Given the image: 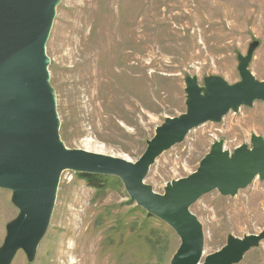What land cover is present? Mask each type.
Segmentation results:
<instances>
[{
    "label": "rangeland",
    "instance_id": "obj_1",
    "mask_svg": "<svg viewBox=\"0 0 264 264\" xmlns=\"http://www.w3.org/2000/svg\"><path fill=\"white\" fill-rule=\"evenodd\" d=\"M251 45L248 70L264 81V0H61L46 44L60 139L68 149L135 163L155 128L186 112L185 80L196 78L200 87L212 76L239 82L238 57ZM252 136L264 140L262 101L191 130L155 160L144 182L162 195L168 183L195 172L214 143L231 156L240 146L252 149ZM10 197L0 190V247L18 213ZM190 212L203 228V261L228 236L264 230V180L256 177L235 196L213 191ZM179 244L117 178L95 190L64 171L33 261L18 251L11 264H73L84 255L92 264H170ZM69 246L80 249L76 259H63ZM238 264H264V240Z\"/></svg>",
    "mask_w": 264,
    "mask_h": 264
},
{
    "label": "water",
    "instance_id": "obj_2",
    "mask_svg": "<svg viewBox=\"0 0 264 264\" xmlns=\"http://www.w3.org/2000/svg\"><path fill=\"white\" fill-rule=\"evenodd\" d=\"M61 0H0V190L11 193L17 216L5 227L0 264H11L18 251L32 262L50 224L61 174L117 178L130 201L166 223L178 236L170 264H238L264 240V230L243 238L228 236L226 244L202 261L204 233L190 207L218 191L235 196L256 177L264 180V140L251 137L252 149L238 147L229 156L221 142L212 145L190 176L172 181L164 194L145 184L149 169L164 152L207 122L217 123L230 111L264 102V81L248 70L255 45L239 56L240 81L227 84L208 77L185 80L186 112L166 118L135 163L68 149L60 139L56 96L50 84L46 44Z\"/></svg>",
    "mask_w": 264,
    "mask_h": 264
},
{
    "label": "trees",
    "instance_id": "obj_3",
    "mask_svg": "<svg viewBox=\"0 0 264 264\" xmlns=\"http://www.w3.org/2000/svg\"><path fill=\"white\" fill-rule=\"evenodd\" d=\"M79 176L87 183L88 186L94 188L95 190L104 189L110 181V177L105 176L89 174H79Z\"/></svg>",
    "mask_w": 264,
    "mask_h": 264
},
{
    "label": "bare ground",
    "instance_id": "obj_4",
    "mask_svg": "<svg viewBox=\"0 0 264 264\" xmlns=\"http://www.w3.org/2000/svg\"><path fill=\"white\" fill-rule=\"evenodd\" d=\"M209 15L210 16H212V13L211 12H209ZM220 29H222V26H221V24H220V26H219V30ZM226 35H224V36H222V38L223 37H225ZM78 252H80V249H78L77 247H73V246H69L68 248H66L65 249V251H64V253H63V255H62V257H63V259H65V258H72V259H76L77 258V253ZM94 261L92 260V258L91 257H89V256H87V255H84L83 257H81L80 259H79V261H75V262H73V264H92Z\"/></svg>",
    "mask_w": 264,
    "mask_h": 264
}]
</instances>
